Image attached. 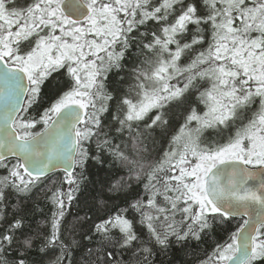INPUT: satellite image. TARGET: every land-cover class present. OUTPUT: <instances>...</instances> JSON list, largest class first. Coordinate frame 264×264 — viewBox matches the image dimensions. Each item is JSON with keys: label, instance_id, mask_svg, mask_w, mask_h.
Masks as SVG:
<instances>
[{"label": "snow or ice", "instance_id": "1", "mask_svg": "<svg viewBox=\"0 0 264 264\" xmlns=\"http://www.w3.org/2000/svg\"><path fill=\"white\" fill-rule=\"evenodd\" d=\"M174 245L264 264V0H0V264Z\"/></svg>", "mask_w": 264, "mask_h": 264}, {"label": "trees", "instance_id": "2", "mask_svg": "<svg viewBox=\"0 0 264 264\" xmlns=\"http://www.w3.org/2000/svg\"><path fill=\"white\" fill-rule=\"evenodd\" d=\"M131 67L130 62L126 64V70ZM125 73L121 72L119 75H113L111 77L110 81V88H119L126 90L127 85L126 84H121L119 83L120 79L122 76H124ZM115 107V104L113 103V108ZM153 139L155 140V143L149 142V147L153 149L154 153L157 154H162L163 150L167 148L168 144L167 141L164 140L161 136L159 135H154ZM110 167L108 163H105L103 166V169L100 168L98 164L92 166L90 168V172L92 173V178L93 179H101L106 175V170ZM138 191H142V188H138ZM73 212H75V209H73ZM236 221L233 220L231 223V228L234 229L236 226ZM224 235L223 232L218 231L216 235H214L211 239H209L206 242V245L202 244L200 247L204 248L206 246H211L215 240L220 239ZM174 247L177 249V251L172 252L169 251L167 253H158L157 256L155 257V264H183L185 260L189 258L188 253L190 250H184L180 251L178 245H174Z\"/></svg>", "mask_w": 264, "mask_h": 264}]
</instances>
